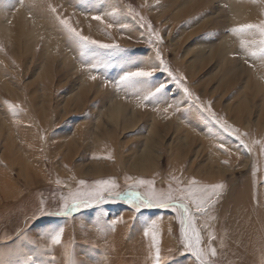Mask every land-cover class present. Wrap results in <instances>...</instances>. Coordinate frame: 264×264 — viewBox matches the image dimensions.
<instances>
[{
    "label": "rangeland",
    "instance_id": "1",
    "mask_svg": "<svg viewBox=\"0 0 264 264\" xmlns=\"http://www.w3.org/2000/svg\"><path fill=\"white\" fill-rule=\"evenodd\" d=\"M50 4L83 35L120 46L110 67L101 70L111 80L125 67L147 69L162 59L192 97L162 67L155 79L167 83L168 99L156 104L85 70ZM101 10L114 14L105 15L114 24L107 32L92 19ZM262 19L264 5L253 0H24L23 5L0 0V170L9 173L13 190L0 197V262L153 264L155 250L143 229L155 219L164 264H192L170 209L137 212L114 200L70 218L37 219L36 213L40 207L57 209L70 191L88 190L102 180L116 181V188L108 186L115 194L135 185L142 195L171 187L178 197L177 189L195 179L203 186L224 185L214 219L198 221L202 228L205 220L210 226L205 237L215 232L216 264H259L254 255L264 257L261 241L246 245L242 256L234 254L224 218L233 201L250 190V181L260 180L257 190L264 187V61L249 55L256 50L250 35L230 31ZM245 39L248 49L241 44ZM142 87L146 94L148 86ZM209 106L239 139L223 132L205 111ZM213 159L221 162L211 167ZM210 175L215 180L205 183ZM115 217L120 219L109 228ZM59 227L63 242L53 246L47 234Z\"/></svg>",
    "mask_w": 264,
    "mask_h": 264
},
{
    "label": "snow or ice",
    "instance_id": "2",
    "mask_svg": "<svg viewBox=\"0 0 264 264\" xmlns=\"http://www.w3.org/2000/svg\"><path fill=\"white\" fill-rule=\"evenodd\" d=\"M19 3L23 5L24 0H19ZM253 3L264 5V0H253ZM50 11L53 14H57V19L65 27L68 33L72 36L73 42L79 49V55L84 63L85 70L90 73H98L105 75V82H111L117 90H125L130 92L134 96H138L144 101H152L153 104L166 102L168 95L165 91L167 83L165 81H158L155 79L156 72L161 69L172 81L178 86L182 87L183 92L189 97H192V93L187 87L181 84L180 77L175 76L172 71L164 65L162 59L158 65H153L149 68H145L142 65H137L135 69L125 67L122 70V74L119 75L115 80H111L107 75L106 71L111 65L112 56L121 51L120 46L115 43H103L90 36L83 35L81 31L75 29L69 22L68 19L62 18L58 13V8L54 5H48ZM105 15H114L113 13L103 12L100 14L93 15L92 19L96 20L103 26V29L107 32L114 27V24L105 20ZM143 21L144 18L140 17ZM142 27L144 24L141 25ZM121 28L125 26L120 25ZM149 32H153L151 25H147ZM232 34L250 35L253 39L251 44L256 46V50H250L249 55L253 58L259 57L261 61H264V19L258 23H246L230 29ZM157 42L161 41V37L158 33H153ZM242 46L245 49L249 47L248 40L241 41ZM0 51H4L3 46H0ZM157 57H160V53L157 50ZM91 80H96V74H90ZM148 86L147 93L144 94L143 87ZM170 91V90H169ZM198 99V98H197ZM143 106V105H139ZM171 106V105H170ZM10 108H15V105H9ZM166 110V109H165ZM176 110H179L177 106ZM207 111L211 118L215 120V123L220 126L223 132L239 134L236 129H231L226 122H222L215 117V113L211 111L209 106ZM225 152L229 149L225 147L223 143L219 144ZM247 149V145L244 146ZM226 163V162H225ZM57 184H61V181L57 180ZM81 186L85 184L84 181L79 182ZM141 185L145 184L146 181H139ZM179 184L180 182L177 181ZM116 188L117 184L115 180H102L99 181L94 187L88 190H77L70 191L65 197H62V206L57 209H48L40 207L37 210L36 217L40 219L44 216H56L63 218H70L74 214L80 212L81 209H87L101 203H106L114 200H119L125 204H128L135 211L139 212L142 208L148 209H170L175 213V218L178 220L180 225V235L182 239V245L186 253L190 254L193 258L192 264H216L214 259L217 256V249L213 247L212 241L216 239L214 231H207V237L202 234L204 230L209 229L210 226L205 220L203 228L198 225V221L211 217L214 219L215 205L219 201L222 194L223 184H217L212 186H203L200 182L195 179L189 182L188 187L178 188L179 196L173 195V189L169 187L167 193H157L153 187L150 192L142 195L140 192L135 190V185H130L129 190L125 193L115 194L108 186ZM108 193L105 195V193ZM120 217L112 218L109 222V228L114 227ZM145 237L150 238L151 246L155 250L153 257V264H164V258L161 256L160 249V236L157 231V221L155 219H149L145 221V227L143 229ZM48 238L53 246H61L63 242L64 228L59 227L48 232ZM207 239V243L205 240ZM28 261L32 260L31 256L27 257ZM3 264V262H0ZM12 264V262H9ZM264 264V261L261 262Z\"/></svg>",
    "mask_w": 264,
    "mask_h": 264
},
{
    "label": "bare ground",
    "instance_id": "3",
    "mask_svg": "<svg viewBox=\"0 0 264 264\" xmlns=\"http://www.w3.org/2000/svg\"><path fill=\"white\" fill-rule=\"evenodd\" d=\"M219 158L218 160H220ZM213 162L214 163L210 165L211 167L217 163L214 159ZM141 164L144 163H140L139 165ZM210 176V178L203 177V181L206 183L215 180V175ZM259 185L260 180L250 181L248 183L250 190L248 189L246 192L242 193V195L238 196V198L233 201L230 209L225 213L224 230L226 232L227 242L234 254L237 253V255L242 256L245 246L254 245L255 241L258 242V240L261 241V244L259 243L261 247H259L258 251L263 252L264 250V187L257 190L256 187H259ZM9 187V173L0 170L1 198H8L10 194H12L11 191L13 192V190H10ZM251 240H254V243L250 244ZM254 256L255 258H253L256 263L261 264V262L264 261V257L261 258L257 253Z\"/></svg>",
    "mask_w": 264,
    "mask_h": 264
}]
</instances>
